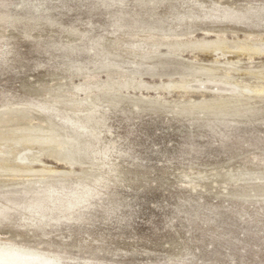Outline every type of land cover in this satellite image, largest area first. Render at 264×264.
Listing matches in <instances>:
<instances>
[{
    "label": "rangeland",
    "instance_id": "obj_1",
    "mask_svg": "<svg viewBox=\"0 0 264 264\" xmlns=\"http://www.w3.org/2000/svg\"><path fill=\"white\" fill-rule=\"evenodd\" d=\"M222 31L231 44L250 33L264 41V0H0V115L31 112L33 124L55 127L57 142L80 148L70 173L49 154L28 163L29 173L0 171L2 264H264V193L251 192L259 180L242 179L264 172V114L178 115V102L233 88L161 90L216 58L220 72L237 61L234 82L263 86L264 54L147 53L151 34L211 40ZM109 76L123 96L89 119L52 103L70 92L87 102ZM253 94L251 104L264 107ZM155 96L170 111L131 100Z\"/></svg>",
    "mask_w": 264,
    "mask_h": 264
},
{
    "label": "bare ground",
    "instance_id": "obj_2",
    "mask_svg": "<svg viewBox=\"0 0 264 264\" xmlns=\"http://www.w3.org/2000/svg\"><path fill=\"white\" fill-rule=\"evenodd\" d=\"M227 34L228 33H226L225 31L219 32L216 34L215 38L211 40H206L203 38H202L203 40L191 39L194 37V36L191 37L192 36L191 33H190L191 35L190 38L185 39V40H182L179 37L171 39L172 36H170L169 34H160L159 36H157L156 34H151L150 37L147 38L146 40L148 44V48H149L147 52L149 53L148 57L154 56L155 52L159 51L161 47L172 49L174 51H180L183 53L186 51H189L190 53H194V54L205 53V52L206 53L207 52H212V53L221 52L223 54V52H225L226 49H228V50L237 51L236 52L237 54H239L238 51L243 52V54L244 52L248 53L249 57L254 56V55L255 57L256 55L263 56L264 54L263 48L256 44L250 43V41L264 43V41L258 39L256 35L253 36L250 33L248 37L243 39L244 41L237 39L238 41H241V42L234 41V43L231 44V42L228 40L226 36ZM228 50H227V53H228ZM214 61H213L214 63H211L213 65L211 66L208 65L207 67L203 66L202 68H196V69L193 67L192 68L188 67L185 70L189 72V74L180 76L176 80L173 79V80H168L167 82H164V85L161 89L162 92H165L168 95V93L170 94V93H173V91L175 90L177 91L179 90V92L181 91L183 95L186 96L187 94L193 91H198L203 88L205 89L206 83L214 84L215 88H218L220 86H229L233 88V91L228 92V94H223L222 92H219L217 90L214 92L215 93L214 95L211 94L212 95L211 99L202 98L201 100H198V101L196 100L191 101L192 100L191 99V100H186L181 103L178 102L179 104L177 103L178 105L176 104L175 105L176 107L174 109L172 108V113L183 115V116L200 115V116H205V117H217V118L218 117H232V116L254 117L258 115L261 116L262 114H264V107L257 106V104L252 105L250 102V97H249V95L251 94L250 92H252L254 89L256 93L257 92L261 93L259 100L261 99L260 101L264 103V85H263L264 83L261 84L263 86H260L257 88L252 86L253 88L252 89L250 87L251 85H249V83L247 82L246 83L248 85H244V84L241 85L237 82H234L233 76H235V74L233 75V72L236 73V69H238L237 66L235 65L237 61H235L234 63H229L231 62L229 61L228 62L229 66L227 67L225 65L227 68L224 71H221L222 73L219 71L221 70L220 67L216 65V63L218 62L217 58L216 60L214 59ZM258 71H256V75H258L259 79H261V82H264V66L261 67V71H259L260 75L258 74ZM252 72L248 71V73L255 74L253 70ZM84 82H85L84 86L92 85L95 83V77L91 76L87 78L86 81ZM193 82L200 83V87L199 88L197 87V89L190 88V84ZM255 82L257 81L255 80ZM120 83H121V80H117L109 76L108 80L106 81L105 86L103 88H100V90H98L100 92H97L94 98L93 96L88 94V96L86 97L87 102L83 103L79 101L80 98H78V101H74V98L76 97V93L70 92L65 95H61V97L60 96L56 97L55 99H53L52 103L57 106L58 105L63 106L62 108H65V110L68 112H73L76 114L84 113L87 115V119H89V117L99 113L100 106L102 105L104 100H107L108 102H111L112 100L117 101L123 96L121 93L117 91V87L120 85ZM258 83H259V80H258ZM110 87H113L115 91L114 92L112 91V93L109 92ZM258 93L257 94L254 93L255 96L259 95ZM252 94L250 96H252ZM252 98H251V101H253ZM60 99H63V100L61 101ZM131 100L134 103L136 102L142 103L143 106H148V108L149 107H161V108L166 109L168 107L167 104L171 103V102H167V104H165L166 102L162 99L161 96L142 97V98L136 97ZM170 107L171 106H169V108ZM33 120L31 118V112H27L25 110H11V111L6 112L3 115H0V171L3 173L4 172L6 173V171L8 172L12 171L15 173L17 172H25V173L28 172L29 173L33 169L31 168V166H29L28 163L35 162V161L36 162L38 161L39 163L43 155L49 154L55 159V161L57 160L59 161V163L61 162L69 166V168L66 169V172L70 173L74 169L75 167L74 165L77 164V162L79 161L78 156L80 155V148L78 146L77 140L73 139L72 141L71 140H68L65 142L63 141V143L57 142V140L59 139V134L56 133L55 127L47 124L45 121L42 124L41 122H43V120L40 122L41 124H38L39 122L37 124H33L32 123ZM33 148H36L38 150L37 152L38 154L37 156L30 157L28 154ZM22 154H25L24 158L21 157ZM12 159H13V163L17 162L19 164L17 165L5 164L6 162L10 163L9 161H11ZM26 160L28 162L24 163ZM43 170L44 172L49 171L50 173L48 172V174H52L51 176L59 173L56 169H50V168L48 169V167L46 169V166H45V169ZM258 173H255V174L250 173L247 175L244 174L243 177L241 176L242 179L246 181V183H248L247 181L250 182L251 180H254V179L259 180L258 181L259 184L256 183L254 189L251 190V192L254 193L255 195L256 193L257 194L264 193V172L260 175H256ZM14 175L15 174H13V176ZM14 177H16V175ZM251 182L248 184L250 185ZM246 183H244V185ZM249 185L248 187L251 186ZM236 187H239V185ZM248 187L246 186L247 189H249ZM245 192L241 190L240 192L235 193V194L237 196H241L242 198H247L248 196L251 195V193H247V192L245 193ZM2 261H0V264H2L1 263ZM13 264H25V263L21 261H16Z\"/></svg>",
    "mask_w": 264,
    "mask_h": 264
},
{
    "label": "snow or ice",
    "instance_id": "obj_3",
    "mask_svg": "<svg viewBox=\"0 0 264 264\" xmlns=\"http://www.w3.org/2000/svg\"><path fill=\"white\" fill-rule=\"evenodd\" d=\"M5 247H6V248H10L11 246H10L9 244L5 243ZM11 250H12L13 252L18 253V254L21 255V256H27V255H28V253L26 252L25 249H19V250H17V249H11Z\"/></svg>",
    "mask_w": 264,
    "mask_h": 264
}]
</instances>
